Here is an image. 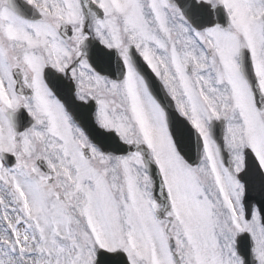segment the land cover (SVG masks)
<instances>
[{
  "label": "snow or ice",
  "instance_id": "obj_1",
  "mask_svg": "<svg viewBox=\"0 0 264 264\" xmlns=\"http://www.w3.org/2000/svg\"><path fill=\"white\" fill-rule=\"evenodd\" d=\"M0 264H264V0H0Z\"/></svg>",
  "mask_w": 264,
  "mask_h": 264
}]
</instances>
